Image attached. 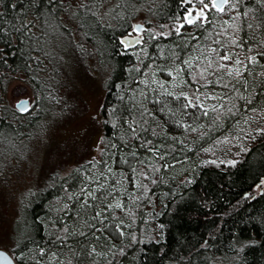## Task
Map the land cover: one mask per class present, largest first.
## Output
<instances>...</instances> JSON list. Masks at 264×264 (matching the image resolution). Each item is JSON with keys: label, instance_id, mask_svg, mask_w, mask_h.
<instances>
[{"label": "trees", "instance_id": "16d2710c", "mask_svg": "<svg viewBox=\"0 0 264 264\" xmlns=\"http://www.w3.org/2000/svg\"><path fill=\"white\" fill-rule=\"evenodd\" d=\"M198 4L0 0V154L25 145L59 98L68 65L93 61L109 77L99 158L50 176L17 219L16 263L264 264V185L256 193L264 182V132L241 139L247 142L235 161L199 159L243 137L242 116L264 114V0H230L221 12L209 10L204 23L186 21L179 34L151 37L138 52L132 49L142 41L130 49L120 42L135 20L174 24ZM253 54L259 61L241 72L223 64L224 56L244 63ZM190 60L182 83L170 88L183 85L188 100L219 92L220 104L203 114L170 90L164 96L157 79ZM13 82L34 96L26 112L9 102Z\"/></svg>", "mask_w": 264, "mask_h": 264}, {"label": "rangeland", "instance_id": "374dc122", "mask_svg": "<svg viewBox=\"0 0 264 264\" xmlns=\"http://www.w3.org/2000/svg\"><path fill=\"white\" fill-rule=\"evenodd\" d=\"M212 1L208 0L207 3L194 5L192 9L186 11L184 20L174 24L145 27L142 21H133L132 26L135 23H140L144 28L138 35L141 37V46L132 50L138 52L139 48L145 46L151 37L165 38L172 32L176 35L179 34L181 26L186 21L188 22L186 17L189 12L192 13L193 21L204 23L209 10L222 11L215 10L211 6ZM229 2L230 0H227L226 4ZM201 10L204 12V18L196 16V12ZM128 35H134L132 29ZM228 57V60L223 59V64L226 65L228 72H241L245 64H254L259 61L256 54H253L244 63L236 55H228ZM192 60L186 61L183 66H178L176 69L160 70L157 79H160L158 80L161 83L160 86L164 87V92H162L164 96L171 97L170 90L175 96L182 97L180 100H183L185 107L190 112L203 114L220 104L221 95L219 92L210 93L206 90L204 93L197 94L196 100H188L183 85H177L174 88L176 90L170 88L175 87L174 80H179L182 83L180 76L184 73L185 67H191ZM105 69L104 65H98L93 61L85 68L80 65L75 68L68 65L67 82L62 85L64 82L62 80L61 88L56 92L59 98L53 103V106L47 108L45 115L40 116L37 120L32 134L27 138V141L25 140V145L19 151L12 153L13 156L0 154V249L8 252L13 258L15 230L18 227L17 219L19 216L25 217L27 206L31 205L38 198L40 192L48 186L50 176L56 174L57 178L64 177L84 163L99 158L102 136L100 107L105 92V83L109 78L106 76ZM7 94L12 106L21 99H28L30 106L35 105L31 91L20 82L11 83ZM32 110L33 107L30 112ZM262 116L264 114H259L256 117L255 114L250 113L242 116L240 122L243 121L246 125L245 132L241 135L243 137L238 136L217 148L209 147L210 151L200 154L199 159H217L219 157L235 161L239 157L242 146L247 142H242L241 139L244 137L254 138V131L264 132ZM190 121L186 118L182 120V123ZM185 161L189 162L190 159L186 158L180 163ZM180 163L175 162L176 165ZM164 170L166 171V169ZM263 185L262 181V184L256 189V193Z\"/></svg>", "mask_w": 264, "mask_h": 264}, {"label": "water", "instance_id": "95a60500", "mask_svg": "<svg viewBox=\"0 0 264 264\" xmlns=\"http://www.w3.org/2000/svg\"><path fill=\"white\" fill-rule=\"evenodd\" d=\"M213 1L211 2V6H212ZM216 3H220L221 4V9H223V7L225 6L226 3H222V0H216ZM214 8V7H213ZM215 10H218L217 8H214ZM218 10V11H220ZM198 12V11H197ZM196 12V13H197ZM143 25L140 23H135L132 26V31L134 32L133 36L130 35H126L125 37H122L120 39V42L123 44L125 49H130L135 47L138 43L141 42V37L138 36L142 29H143ZM29 100L28 99H21L19 101H17L14 104V108L19 111V112H26L29 109ZM0 264H18L14 261V259L12 258V256L4 251V250H0Z\"/></svg>", "mask_w": 264, "mask_h": 264}, {"label": "snow or ice", "instance_id": "6c2138e0", "mask_svg": "<svg viewBox=\"0 0 264 264\" xmlns=\"http://www.w3.org/2000/svg\"><path fill=\"white\" fill-rule=\"evenodd\" d=\"M185 2L186 3H194V2H196V0H185ZM199 3L204 4L205 0H199ZM222 3H227V0H222ZM51 4L54 7L55 4H56V0H51ZM212 7L217 8L218 10H220L221 9V4L220 3H216V0H213ZM196 16L198 18H204V12L202 10L198 11L196 13ZM191 17H192V13L189 12L188 17H186V19L188 20L189 23H193L194 22ZM223 59L224 60H228L229 57L228 56H224ZM237 63H239V62H237Z\"/></svg>", "mask_w": 264, "mask_h": 264}]
</instances>
